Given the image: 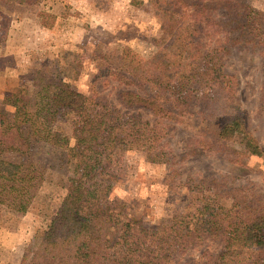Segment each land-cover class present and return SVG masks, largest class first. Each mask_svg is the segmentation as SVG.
Returning <instances> with one entry per match:
<instances>
[{"label": "trees", "instance_id": "obj_1", "mask_svg": "<svg viewBox=\"0 0 264 264\" xmlns=\"http://www.w3.org/2000/svg\"><path fill=\"white\" fill-rule=\"evenodd\" d=\"M220 1L176 0L162 48L129 64L127 72L117 71L126 81L119 91L126 112L105 94H86L61 78L42 77L41 71L31 92L0 99V204L25 211L38 196L51 169L38 158V148L46 145L67 164L110 168L123 144L132 143L151 161H171L170 129L192 109L213 129L197 139L203 151L239 166L248 164L247 154L264 158V147L238 102L239 77L227 63L241 43L252 42L264 55V13L245 1ZM218 6L221 13L205 11ZM246 35L252 38L246 41ZM134 82L137 88L129 86ZM260 85L263 105L264 74ZM137 108L149 110L153 121L132 112ZM68 113L75 116L71 135L57 128ZM234 138L241 139L242 150L230 143ZM207 182L209 191L196 212L180 223L150 226L120 200H102L97 182L69 174L54 218L22 264H190L186 257L212 241L221 250L205 264H264V190L255 182L228 185L218 177Z\"/></svg>", "mask_w": 264, "mask_h": 264}, {"label": "rangeland", "instance_id": "obj_2", "mask_svg": "<svg viewBox=\"0 0 264 264\" xmlns=\"http://www.w3.org/2000/svg\"><path fill=\"white\" fill-rule=\"evenodd\" d=\"M241 1L264 13V0ZM175 3L176 0H0V99L31 92L33 78L41 71L42 77L61 78L86 94H105L123 112L128 111L119 98L126 81L117 71L127 72L129 64L147 60L162 48ZM220 8L205 11L221 13ZM249 38L252 36L246 35L245 40ZM242 45L228 55L227 63L239 77L237 98L249 127L264 147V104L260 98L264 55L252 47V42ZM137 84L129 86L137 88ZM144 88H140L141 92ZM138 111L153 121L149 110L132 109L133 113ZM203 118L197 109H192L184 122L170 129L172 136L166 147L172 153L171 161H151L135 143L130 147L123 144L124 149L110 168L82 161L67 164L55 148H38V158L51 166L49 179L25 211L0 204V264H22L25 257L32 256L66 192L69 174L97 182L102 200H120L130 214L150 226L180 223L188 212H196L203 194L209 191V178L218 177L228 185L255 182L264 190L263 157L247 154L244 161L248 164L239 166L202 150L197 139L209 136L213 130L205 126L208 119ZM74 119L73 113L64 115L57 128L71 135ZM230 143L242 150L241 139L234 138ZM207 248L200 258L201 251ZM220 250L221 245L208 242L193 250L186 260L205 264L211 254L217 256ZM245 254L242 252L240 258Z\"/></svg>", "mask_w": 264, "mask_h": 264}]
</instances>
